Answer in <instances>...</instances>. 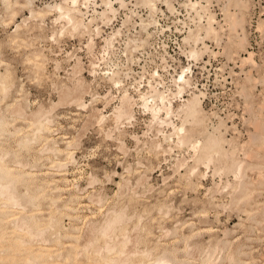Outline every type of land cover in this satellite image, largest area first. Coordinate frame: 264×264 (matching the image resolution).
<instances>
[{
    "label": "rangeland",
    "instance_id": "obj_1",
    "mask_svg": "<svg viewBox=\"0 0 264 264\" xmlns=\"http://www.w3.org/2000/svg\"><path fill=\"white\" fill-rule=\"evenodd\" d=\"M15 1L27 2L10 0ZM30 1L36 12L43 10L41 17H32L29 8L17 7V17L12 19L6 2L0 0V72H4L6 64L13 82L6 96L0 92V116L8 124V133L0 140V152L8 153L5 163L15 173H27L23 182L16 184L18 195L29 189L40 198L37 206L30 205L22 212L9 208L6 220L13 215L20 220L35 214L39 220L32 223L37 222V231H41L49 216H55L65 230H61L60 242L54 234L45 233L44 238H29L28 242L26 238L25 247L33 250L48 243L61 254H71L67 264H100L99 257L80 251L90 246V226L105 222L113 211L126 209L134 219L130 221L134 226L130 222L125 226L130 238L128 251L139 252L138 257L134 255L126 263L138 264L142 258L150 263L151 256L167 252L174 264H264V0H147L149 5L146 0H124L122 6L119 0H111L116 11L106 18L100 14L106 9L104 0H91L86 8H81L83 15H79L84 23H89L91 34L75 33L64 20H56L59 14L53 6L64 0ZM191 2L208 7L198 15L195 9L191 10ZM210 14L216 19L213 26L218 34L206 38L200 26H207ZM229 14L242 19L243 25L241 21L239 24L243 28H231ZM91 19L94 21L90 23ZM18 25V38L14 41ZM199 34L205 40L196 42ZM239 39H245L244 45ZM33 49L42 53L43 72L34 69ZM193 52L198 56L193 58ZM250 53L252 60L247 59ZM182 71L191 86L179 97L175 95V80ZM113 72H119L123 82L120 87L109 81ZM76 84L83 85L86 107L80 108L71 99L61 100L60 93L77 87ZM150 85L171 97L177 112L172 121L178 126L182 123L177 116L182 105L193 93L199 95L206 126L209 130L221 129L228 142L225 149L235 151L233 159H227L244 163V176L239 175L236 180L234 172L227 168L231 161L226 159H217L208 170L200 165L198 172L189 176V170L195 166L190 145L171 143L172 151L163 152L169 145L162 135L173 129L167 125L158 127L143 107L141 94H149ZM125 90L134 100V115L130 120H122L117 129L112 114ZM17 104L24 107L28 119L15 116ZM38 110L51 113L49 139L62 149L70 143L75 162L68 166L65 178L52 168L56 157L43 152V140L28 148L18 146L22 137L32 133L28 128L30 115ZM100 114L107 116L102 129L97 122ZM16 128L21 131L16 133ZM157 142L162 144V150L156 147ZM180 161H186L184 167L179 168ZM18 162L25 168L18 166ZM243 184L249 185V197L245 199ZM56 185L67 189L56 193ZM56 195L61 198L52 205L51 199ZM38 208L40 213L35 211ZM164 211L169 212L168 216L162 217ZM137 218H142L141 230L139 226L133 230ZM4 227L11 232L13 223L7 222ZM18 236L22 234L13 237ZM5 240L9 247L12 240ZM96 244L102 246L104 242L95 243L98 247ZM150 248L151 258L142 257L141 252ZM2 253L3 257L7 250Z\"/></svg>",
    "mask_w": 264,
    "mask_h": 264
},
{
    "label": "bare ground",
    "instance_id": "obj_2",
    "mask_svg": "<svg viewBox=\"0 0 264 264\" xmlns=\"http://www.w3.org/2000/svg\"><path fill=\"white\" fill-rule=\"evenodd\" d=\"M26 1L27 2H25V3H19L18 1H15L14 3H11L10 0H4V2H6L7 9L10 10L9 13L11 14L12 19H15L17 17V15H16V11L18 10V9H16L17 7H19L20 10L25 9V8L26 9L29 8L30 15H32V17H41V15H42L41 12L43 10L40 11V12H36L35 9L32 8L33 6L31 7L32 2L30 0H26ZM90 1L91 0H64V2L61 3V4H58V5L55 4L56 6H53V7L57 10L56 12H58V14H59L58 18L56 20L57 21L61 20V19L64 20L66 22L65 23L66 26L69 27L70 29H72L73 32L76 31L75 33H77V31L81 32V33L89 32V30H90L89 29V23H87V24L84 23V21L79 17V15H81V14L83 15V13L81 11V8L85 7V6L87 7V4ZM150 1L153 2V0H150ZM118 2L120 3V6L125 4L124 0H119ZM103 3H105L106 9L104 8L105 10L102 13H100V14L102 15L101 18H106L107 15L110 12L114 13L116 10L114 9L113 2L111 0H104ZM146 4H148L147 0H146ZM189 5L192 7L191 10L195 9L197 11L198 15H200L202 10L204 11V9L208 7L207 6V7L204 8V7L200 6L199 2H191ZM150 6L152 7V9L155 8V4L154 3H152V5L150 3ZM239 6H241V5H239ZM48 7H50V6H48ZM53 7H52V9H54ZM197 7L198 8L200 7L201 10L198 11V9H196ZM5 12H6V10H5ZM48 13H50V11ZM112 13H110V14H112ZM229 15L230 16H228V19H229L230 24H228V25H231V28H235V27L238 28L240 26L243 28L242 19L239 18L240 21H241L240 22L239 20H237V17L235 18L234 14L233 15L229 14ZM197 17H201V16H197ZM112 19H114V18H112ZM107 20L105 19V21H107ZM207 20H208V23L206 22L207 26L205 28H202L200 26V28L204 29L206 38L210 37V36H213V35L215 37L218 34L216 28H214V26H213V23L216 22V19H215L214 16H212L210 14L208 16ZM92 21H94V20L91 19L90 23ZM239 22L242 25L239 24ZM19 29H20V26L18 25L16 27L15 31H14V39H13L14 41H16V39L18 38V35H16V34L18 33ZM67 29H65V30H67ZM96 29H98V28H96ZM99 30H96V32L99 31ZM242 31H243V29H242ZM229 34H228V36H229ZM244 34L245 33H243V35ZM205 37H201L200 34L196 35V37H195L196 42H198V41L200 42V40L202 41ZM222 37H223V35H222ZM90 38L92 39L91 41H93V38H92L91 35H90ZM243 38H245V37H243ZM242 41H245V39L244 40L243 39L240 40V44L242 43ZM111 42L112 41H110V43ZM193 42H195V41H193ZM237 44H238V42H237ZM239 46H241V45H239ZM206 48H208V47H206ZM33 50H34V52H33V54H34V58H33L34 69L36 70L37 73L43 72L44 66H45V64H44L45 61L41 58L42 53L37 51V50H35V49H33ZM225 51H224V53H225ZM227 51H230V50H227ZM195 52H197V51H195ZM192 55H193V58H194V56L197 55V54L193 52ZM192 55H189V56L191 57ZM247 59L252 60V54L251 53H250V55H249V57ZM247 59H245L244 63L246 62ZM78 65H79V68H80V64H78ZM78 65H75V66L78 67ZM91 65H92L91 67H93V68L95 67L94 63H91ZM251 65H252V63H251ZM3 66H5V69H4V72H0V92L2 93V95L4 94V96H6L10 92V90L12 89L13 82H12V80L10 78V74H9L10 69H9V67L6 64L3 65ZM77 67H75V68H77ZM79 68H77L76 70L78 71ZM118 73L119 72H113L108 77L109 81L115 87H120L122 85V83H123L119 79L120 77H119ZM175 82L178 84L177 94H175V95L176 96L179 95V97L182 94H184L185 89H186L187 86H189V87L191 86V85H189L190 81L185 76V71H182V73L175 80ZM77 84H79V83H77ZM77 84H76V86H77ZM82 87H83V85H82ZM82 87L78 85L77 87H74L72 89H67L66 90L64 88L65 90L63 92L61 91L62 93H60V95L62 94L61 95L62 96L61 100H63V99H71L72 103H75V104L77 103V106H80V108L81 107L82 108L86 107V104L83 101L84 91L82 90ZM150 89H151V92L149 94H143V95L141 94V98L140 99L143 102V107L146 108L147 111H149L152 114L151 115L152 116V121L158 127H160V128L163 127V126L166 127V125H167L168 127L172 126V129H173L171 133H169V134H164L163 133L164 135H162L163 138H164L163 141L168 143L169 149L167 148L166 150H164L163 147H162V144H160V142L159 143L157 142L156 147L157 148H161V150L163 149L162 151L167 153L169 151L170 152L172 151L171 150V146H170L171 143H176L178 146H182L184 144L190 145V147H192V149L194 151L193 158H194L195 166L192 169L189 170L190 171V172H188V173H190L189 176H191L193 174H196V172H198V168H199L200 165H204L206 167V169L208 170V169H210L211 165L217 159L218 160L220 159V161L222 159L228 160L227 157H230L231 159H233L232 156H233V153H235V151H233L232 149H234L235 147L231 149L233 151V152L231 151V153H230V151L225 149L224 145L227 142V140L224 138V135L222 134L221 129H218L216 127L213 130H209V128L206 126V116H204L205 112H204V109H203V106H202V100L203 99L201 100V97L199 95L193 93L194 95L192 94L193 96L190 99H188L185 104L182 105V107L180 108L181 114L180 113H179V115L177 114V116L181 117V122L182 123H181L180 126H178L172 121V117H173L174 113H177V112H175L174 109H173L174 106L172 104L171 97L169 98L168 94H166L163 91L161 92L160 90H158L157 87H154L152 85H150ZM133 101L134 100L129 95L128 91L125 90L123 92V95L119 99V105L115 107L114 112L112 114L114 122L116 124L115 128L118 129V127H119L118 125H119V123L122 120H124V119L130 120V119L133 118V115H134L133 112H132V106H133L132 102ZM13 113L19 119H23V120L28 119V114L26 113V110L24 109V107L21 104H17L15 106V108L13 110ZM50 114L51 113L49 111H42V110H38V112L32 113L31 115L29 114L30 115V119H29L28 128H30L32 133L22 137L19 140V142H18V144H19L18 146L21 147V148H28L31 145V143H33L35 141H38V140H43V142L45 143L44 144V148H42V149H44L43 152H45V151L47 153L49 152L51 155H53V157L54 156L56 157V159L54 158L55 160H53L51 162L52 168L57 170V175H60V176L65 178L66 174H68V170H67L68 166L71 163L75 162L74 154L69 149L70 148V146H69L70 143L69 142H67V146L68 147L65 148V149H62V148L58 147L56 145V143L52 141V139H49L48 133L52 132V125L51 124L53 122ZM106 117L107 116H105L103 114H100V116L97 118V122L99 123L98 125L102 126L100 129L103 128V123H105L104 121L107 119ZM7 125L8 124L5 122L4 118L0 116V140L5 136V134L8 133ZM221 125H223V124H221ZM161 129H158V132H163V130H161ZM15 131H16V133H18L21 130H20V128H16ZM108 136H110V135L108 134ZM230 140H233V139H230ZM154 147L155 146L153 145V148ZM236 148H237V146H236ZM157 150H156V152H157ZM247 152H245V153H247ZM255 152H257V151H255ZM6 156H8V153H5L3 151L0 152V250L3 249V251H1L0 253H2V252L7 250V253H6L5 256H3V257L0 256V264H67L66 261L71 258V254H68V255L61 254V253L58 252V251H60L59 249H54L53 246L47 245L48 243L45 244V245H40L39 247H37L36 249H33V250L32 249H27L25 247V242H26L25 239L26 238L28 239V240L26 239L27 242L30 241V239L32 240V238H34V237H42V238H44L45 233L54 234L55 237H57V241L60 242V239H61L60 237L62 236V233H61L62 225H61V223L59 222V220L55 216H49L48 221H47L48 223L46 224L45 228H43V230H41V231H37V230H40V228H39V226L37 224L39 219L38 218H37L38 220L36 219V215L35 214L31 215L30 217L22 216V218L20 220H18V218H15L16 216L13 215V216H11L12 218L11 217L8 218V219H11V220H9V221L6 220V211L9 208L16 207V209L21 210V211H18V212H22V211H25L26 208L28 206H30V205L33 206V204H35V206H37V204H36L37 198H40L38 193L29 192V189H27L28 191L24 195H21V196L18 195L17 189H16V184L19 183V182H23V179H25V176H26L27 173L23 172V171H19V172L15 173L14 172L15 170L11 169V167L9 165H7V163H5V157ZM226 160H224V161H226ZM228 161H231V163L229 164V166L227 165L228 166L227 168H228L229 171L232 170L234 172L235 176L237 177L236 180L238 179V177H240V176L242 177V175H243L242 172L244 173V170L246 168L245 167L244 170H243V164L244 163H242L240 161L237 162V159L233 160V161L232 160H228ZM185 162L186 161H180L179 164H177V165L180 168V167H182L185 164ZM17 164L21 168H23V169L25 168V165L23 167V164L21 162H18ZM224 167H225V165H224ZM217 171H216V173H217ZM219 172H220V170H219ZM49 174L51 175V172ZM239 181H240V179H239ZM127 182H129V181H127ZM240 182L244 183L242 180ZM239 184L240 183H238V186H239ZM242 186H243V189L244 188L246 189V186L248 187L249 185H246V184L244 185L243 184ZM242 186H241L240 189H242ZM66 189H67L66 187L64 188V187H60L58 185L53 187V190H55L56 193L57 192H62L64 190H66ZM247 191L249 192V189L248 190L246 189L245 193H242V197L244 196V198H242L240 196L238 201L241 200V198L245 199L246 197H249L248 194L246 193ZM51 195H53V193ZM60 196L61 195H56L55 198L51 199L52 205L53 204L54 205L57 204V201H58L57 199L61 198ZM25 197H26V200H24V202H22V198H25ZM90 201H92V198L90 199ZM167 208H169V207H167ZM67 210H70L72 212L71 208H67ZM123 210H121V211H113V212H111L112 214L110 213V216H109V213H108L109 217L106 218V220L104 219L105 222H102V223H104L103 225H101L102 223L100 225L97 223L98 226H96L95 223L94 224L92 223V225L90 226L91 228L89 230V232H90L89 236H91L92 240L89 242L90 246H88V248H84V250L80 249V251H83V254H85V255H89L90 254L92 256L97 257V259L99 257L100 258L99 259V263L100 264H112L113 261H114V264H130L131 263L130 261L128 263H126V261H128L129 259L131 260V257H133L136 254H139V252H137L138 251L137 249H136L137 251H134V250L132 252L128 251L129 250L128 245L130 243V238L128 236L129 234L127 235V233H129V231L127 232V229L125 228V226L129 225L128 223L132 220V217H130V215L128 216V213L126 212V209H125V211H123ZM162 210H163V208H162ZM162 210L160 209V211H162ZM35 211H37V213H40V209L39 208L36 209ZM166 211H167V209H166ZM168 211H170V210H168ZM168 214H169V212H165V213H163L162 217H164V215L168 216ZM68 216H71V215L69 214ZM85 218H87V217H85ZM141 219L139 220V218H137V222L138 223L136 222L137 224L135 225V227H133V230H134V228L136 229L139 226L140 221H142ZM34 220H37V222L36 223H32V222H34ZM7 222H8V225L10 223H13V228H12L11 232H6V228L4 227V225L7 224ZM89 224H90V222H89ZM132 225L133 224L131 223V227H132ZM144 226H143V228H145ZM174 226H177V225H174ZM7 228H11V227H7ZM139 229L141 230V227ZM63 230H65V229H63ZM133 230L131 228L130 231H133ZM142 231H140V232H142ZM71 232H75V231H71ZM18 233L19 234L21 233L22 236H20V237L18 236L17 238L13 237L14 235H16ZM227 234L228 233H226V235ZM139 235H138V237H139ZM168 236H169V232H168ZM5 239H9V240L13 241V242L12 241L9 242L10 243L9 247H8V243H6L7 241ZM100 240H103L104 244H102V246H99V244H96L98 246V247H96L95 243H98ZM139 241H140V239H139ZM27 242H26V244H27ZM137 243H139V242H137ZM1 245H3V246H1ZM5 245H7V247H5ZM71 247L72 246H68V248H71ZM89 247H90V249H89ZM9 249H11V252H9ZM70 250L68 249V252ZM151 252H153V251L150 248L149 250L147 249V250L142 251L141 255H142V257L148 258V257H150ZM80 253H82V252H80ZM218 253L221 254L222 252L219 251ZM76 254H77V252H76ZM55 255H57L56 258L58 260H55L56 259V258H54ZM169 256H168L167 252H164V253H161V255H158V256L156 255L155 257L151 256L153 258L150 257L151 258L149 260V262L151 261L150 263H145L144 261H142L144 258H142V260L140 259L141 262H139L138 264H174V262H173L174 259L170 258ZM113 257H115V259ZM139 257H141V256H139ZM53 258H54V260H53ZM232 259H231V261H233ZM206 260H208V259H206ZM97 263H98V261H97ZM207 263H209V262H207Z\"/></svg>",
    "mask_w": 264,
    "mask_h": 264
}]
</instances>
